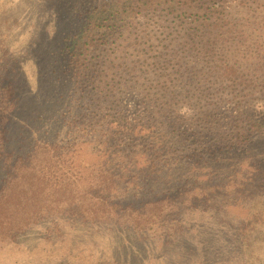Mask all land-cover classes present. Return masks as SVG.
<instances>
[{"label": "rangeland", "instance_id": "obj_1", "mask_svg": "<svg viewBox=\"0 0 264 264\" xmlns=\"http://www.w3.org/2000/svg\"><path fill=\"white\" fill-rule=\"evenodd\" d=\"M98 2L0 0V91L11 85L20 100L14 149L26 154L37 142H58L67 166L86 185L100 173L98 167L110 170L118 179L111 199L116 205L177 198L183 186L209 193L141 232L45 215L7 241L0 264H264V27L259 14L248 10L238 15L235 28L213 31L177 20V11L166 5L139 13L136 28L125 33L134 45L112 55L120 57V67L99 58L95 46L70 67L60 42ZM107 13L99 16L110 18ZM107 21L93 41L103 38L112 50ZM205 34L212 36L210 44ZM206 44L210 51L204 53L199 47ZM46 55L53 61L44 67ZM100 62L104 65L97 70ZM100 78L104 92L98 94L89 80ZM118 83L123 90L117 94L127 92L108 110L98 99ZM164 103L176 123L158 114ZM119 105L127 122L162 124L157 152L138 135L109 128Z\"/></svg>", "mask_w": 264, "mask_h": 264}, {"label": "trees", "instance_id": "obj_2", "mask_svg": "<svg viewBox=\"0 0 264 264\" xmlns=\"http://www.w3.org/2000/svg\"><path fill=\"white\" fill-rule=\"evenodd\" d=\"M98 1V5L90 12L91 14L73 22L69 32L60 42L63 46L59 50L62 51L64 60H68L70 67L79 63L83 59L82 57H87V52H92L91 47L94 46L99 58H105L111 64L120 67L121 63L116 62L120 57L113 58L112 55L119 51L124 53L127 51L128 45H134L125 33L129 29L136 28L139 13L143 14L151 12V10L156 12L166 5L171 10L177 11L179 15L177 20L200 24L203 30L211 27V30L217 31L229 25L235 28L234 21L237 20L238 15L248 12V10L259 14V25L264 27V0ZM130 2L131 4H129ZM121 7L124 8L120 11ZM107 12H110V18L102 19L99 16L108 14ZM188 13V16H191L190 19L185 17ZM107 19L109 20L107 21ZM102 21L108 23L106 28L109 33L105 32V34L113 37L112 50L109 48L110 45L106 46V42L103 44V38L93 41L100 31L99 28H102ZM202 38L206 40L212 36L205 34ZM209 41L210 39L206 43L210 44ZM92 43L95 44L92 45ZM208 44L199 48L204 49L205 53V49H210ZM59 45H55L53 51L57 50ZM109 51L112 54H108ZM49 57L50 55H46L41 65L48 66V63L53 61L52 58L48 62ZM103 65L104 63L98 64L97 70ZM91 67H86V72L91 71ZM226 67L229 71H235L231 65ZM87 75V78H90V72ZM89 83L93 86L92 88L98 89V94L101 91L104 92L101 78L89 80ZM12 88L14 87L9 85L0 91V253L5 250L8 240H12L28 230L45 215H70L97 224H122L141 232L163 222L166 217L178 212L181 206L192 205V201L198 197L202 198L203 194L208 195L207 189L200 190L199 187L194 189V185H191L183 186V189L179 190L177 198L167 196L138 205H116L111 201L118 184L115 173L104 167H98L96 173L98 171L100 173L97 176L94 175V178L88 179L86 185L76 177L74 171L70 169L71 166H67L69 163L66 158L67 154L63 152V147L58 142L41 141L34 144L26 154L17 152L13 147L16 132L14 121L17 101L20 100L18 95L14 94L16 88L13 90ZM122 90L123 88H120L118 83L115 88H111L109 96L104 93L106 98L99 97L98 102L104 104L106 109L113 110L109 105L116 103V99H124L123 96L127 91L121 95L117 94ZM150 97L152 100L156 99L153 94ZM118 108L121 109L120 105ZM165 109L166 106L160 107L158 114L165 115L168 121L176 123L171 114L165 113ZM118 111L119 115L115 116L118 118L114 124L108 125L109 128L119 129L115 131L116 134L122 131L138 135L137 139H142L144 145L150 144L149 150L157 152L159 146L155 140L159 136L162 124H160L161 126H151V124L143 122H127L124 119L123 108ZM151 132L154 133L150 136Z\"/></svg>", "mask_w": 264, "mask_h": 264}]
</instances>
